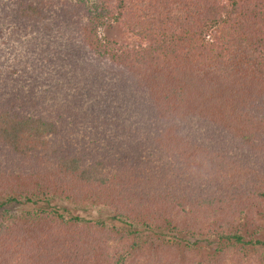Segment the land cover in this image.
<instances>
[{
    "label": "trees",
    "instance_id": "16d2710c",
    "mask_svg": "<svg viewBox=\"0 0 264 264\" xmlns=\"http://www.w3.org/2000/svg\"><path fill=\"white\" fill-rule=\"evenodd\" d=\"M109 19L147 44L129 49L98 39L97 30ZM221 24L222 39L207 45L206 35ZM241 54L260 59L253 80L236 73ZM205 66L232 72L220 79L230 81L224 91L222 84L215 87L222 93L220 100L210 97L199 83L192 89L191 101L179 104L175 84L182 85L183 77L192 79L196 73L202 76L198 70ZM173 67L178 75L169 74ZM212 71L204 75L205 83H211ZM181 115H196V122L182 123ZM230 118L236 123L229 124ZM239 124L248 132L237 131ZM261 131L264 0H230L228 5L218 0H0V196L6 204L24 199L42 202L59 194L76 201L89 195L88 184L100 180L98 193L104 192L100 200L104 198V204L117 210L115 220L130 227L144 222L150 229L168 228L172 206L151 205L149 199L160 193L155 182L149 188L142 185L148 162L139 156L145 152L153 156L156 167L151 173L158 168L165 181L172 164L179 162L172 155L175 152L195 154L200 146L215 141L226 146L229 156L232 132L249 136ZM243 145L261 147L264 154V135ZM238 154L248 175L259 174L263 163L256 165L243 150ZM127 156L131 157L128 162L137 159V190L146 200L144 206H153L149 213L142 203L124 209L118 189L111 190L108 177L105 180L114 160ZM208 180L216 183L212 176ZM193 182L191 189L196 191ZM238 197L234 196L236 201ZM241 198L253 204L264 198V192ZM46 215L40 210L27 214L23 222L14 216L0 220V240L5 242L0 264L7 260L23 264L29 245L45 252L41 258L48 264L51 245L32 237L34 224L48 234V225L59 224V231L60 225L81 221L55 211L49 214L52 220L43 223ZM227 233L219 236L220 254L238 246H264L259 240H245L238 231ZM68 239L69 247L81 245ZM148 243L168 242L150 237ZM139 247L133 243L112 254L97 246L89 251L77 247L74 258L77 264H137L143 259ZM145 259L154 261L149 255Z\"/></svg>",
    "mask_w": 264,
    "mask_h": 264
},
{
    "label": "rangeland",
    "instance_id": "374dc122",
    "mask_svg": "<svg viewBox=\"0 0 264 264\" xmlns=\"http://www.w3.org/2000/svg\"><path fill=\"white\" fill-rule=\"evenodd\" d=\"M218 1L225 5L230 3V0ZM223 30V24L211 30L205 37L207 45L211 46L218 43L223 37ZM96 33L100 40L105 39L129 49H138L141 45L147 44L145 39L125 30L120 24L110 19L105 20ZM241 56L236 73L241 77L248 74L249 79L253 80L255 75H258L257 70L260 67V59L253 60L243 54ZM174 66L178 67V62ZM211 68L212 66H205L203 69L198 70L199 75L202 76L197 77L196 73L195 78L192 79L188 76L185 79L183 77L182 85H178V82L175 84L176 92H179V104H188L191 101L192 89L199 83L200 87H206V90L210 91V97L213 96L220 100L217 97L222 96V93L215 87L222 84L224 91L230 81L220 79L226 75L232 76V72L226 68ZM211 70H213L210 77L211 83L210 81L205 83L203 80L204 75ZM169 71V74H179L178 69L174 67ZM222 104L226 103L222 102ZM195 116L183 117L181 115V121L182 123L187 121L192 125L196 122ZM231 120L232 118L229 122ZM235 123L236 121L233 120L229 124ZM239 128L241 133L248 132V128L244 124H239L237 131ZM262 135H264L262 131L249 136H240L232 132V145L228 147L229 156L225 154L224 149H226V146H220L221 144L215 141L200 146L195 154L193 152H175L172 155L179 162L172 164L170 175H166L170 178L168 177L165 181L163 180L164 177L159 175L158 168L155 169L153 174L151 173L156 167V160L153 156L150 157L148 152L139 156L141 161H145L146 164L148 162V169L144 171L146 176L142 178V185L144 188L150 184L154 186L155 182V187L160 193L155 199H149L151 205L156 206L159 203L161 205L167 203V205L172 206L169 217L170 224H166L170 225L168 228L150 229L148 226L143 225L144 222H137L136 225L130 227L128 223L115 220L114 216L117 214V210L109 204H104V198L100 200L99 195L104 193H98L101 189L100 180H94L93 183L88 184L90 185L89 195L76 201H71L63 194H59L48 197L42 202L30 203L24 199L18 204L8 205L5 203L4 198L0 196V220H7L10 216H14L20 217L23 222L27 218V214H33L40 210L47 213L46 218H41L43 223L52 220L48 217L51 212L55 211L64 215L66 219L80 218L79 224L60 225L63 228L59 231H56L59 224L48 225L46 230L49 231V235L44 232V228L40 224H34L35 234L32 237L51 245L49 248L51 250V260L48 264H77V259L74 258L77 247L83 248V251H89L97 246L105 250L106 253L112 254V252H119L122 247H130L133 243L140 246L138 250L142 252L140 255L143 257L142 260L138 259L140 261L137 264H150V262L151 264H260L264 256V246L256 245L242 248L238 246L231 251L220 254L222 243L219 236L223 233L228 234L229 231H238L247 241L255 242L259 240L264 242V198L258 199L253 204V201L250 202L245 198H241V195L258 197V191L264 192V166H258L259 174L248 175L249 172H245V168L242 166L244 163L243 158L238 154L239 149L243 150L247 159L256 165L264 164V154H261V147L258 149L255 146V150L243 145L244 142H254ZM129 159L131 157L127 156V158L125 157L120 161L115 159L113 163L111 162L113 168L109 169L111 171L108 175L107 171H104L107 175L105 180L107 182L108 177V185L111 190L116 191L118 189V201L123 204L121 206L124 209L142 203L141 206L149 213L153 206L149 208L148 205L144 206L146 200L141 197L137 190L138 183L134 176V169H137V159L128 162ZM210 176L216 178V183L211 185L207 182ZM194 179L197 183L196 191L191 189ZM201 179L202 181L199 182ZM117 183L120 187H117ZM162 192L164 193L161 194ZM238 195V201H236L234 196ZM210 214H213V216ZM55 220L53 219V221ZM101 224H104V226H101ZM121 233L123 236L126 234L127 237H123ZM150 237L168 243L149 244ZM68 238H71L73 244L80 242L81 245L69 247ZM89 240H92V242ZM4 243L0 240V248ZM29 246L31 250L27 252L28 255L25 256L23 264H46L41 258V255H45V252L37 251V245ZM152 250L153 253H150ZM145 255H149L154 261L145 259ZM5 264H14V262L7 260Z\"/></svg>",
    "mask_w": 264,
    "mask_h": 264
}]
</instances>
